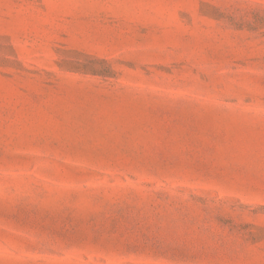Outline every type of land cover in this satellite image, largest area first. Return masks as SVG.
Returning <instances> with one entry per match:
<instances>
[{
    "label": "rangeland",
    "instance_id": "rangeland-1",
    "mask_svg": "<svg viewBox=\"0 0 264 264\" xmlns=\"http://www.w3.org/2000/svg\"><path fill=\"white\" fill-rule=\"evenodd\" d=\"M0 264H264V0H0Z\"/></svg>",
    "mask_w": 264,
    "mask_h": 264
}]
</instances>
